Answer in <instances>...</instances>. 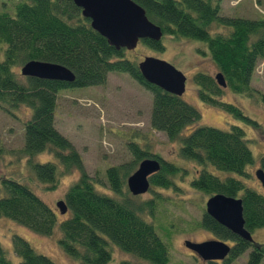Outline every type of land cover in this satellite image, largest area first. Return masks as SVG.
<instances>
[{"label":"trees","instance_id":"1","mask_svg":"<svg viewBox=\"0 0 264 264\" xmlns=\"http://www.w3.org/2000/svg\"><path fill=\"white\" fill-rule=\"evenodd\" d=\"M132 1L159 27L162 37L170 35L203 42L216 71L222 75L224 88L248 98L258 95L264 100V95L249 85L256 62L264 60V17L246 19L220 15L219 0ZM10 4L13 7L11 13L0 11V108L5 111L19 106L30 109V117L24 122L21 153L29 157L45 151L52 157L43 163L29 161V168L38 182L47 189L53 188L56 167L62 170L75 168L78 177L63 195L68 213L64 219H58L56 212L27 185L2 177L0 218L44 236L57 227L60 233L57 244L66 255L81 264H105L111 257L110 245L149 264L168 263L166 244L154 226L140 217L141 211L154 209L157 202L149 199L135 203L126 190L125 178L131 172L132 164L106 168L104 177L110 192L107 193L102 181L86 173L81 156L71 142L53 126L59 90L99 85L108 73L124 72L151 95V129L162 132L169 140H177L176 154L199 166L190 181L191 186L206 194L240 198L243 227L249 232L264 227V195L240 179L246 177V168L254 161L242 128L230 125L223 130L198 124L200 115L193 105L181 96L145 83L137 62L126 57V50L109 46L89 26L88 19L81 16L80 9L71 0H12ZM211 23L220 25L228 33H210L208 26ZM139 42L153 50L164 49L161 40ZM30 60L61 64L71 71L73 81L65 83L22 76L19 68ZM192 81L201 101L232 113L244 123H255L239 108L219 99L223 87L213 76L194 72ZM183 130L187 131L182 133ZM127 147L137 161L149 157L147 151H138L133 144L128 143ZM256 163L264 174V155ZM209 167L225 172L226 176H217ZM175 174L174 165H162L150 177L149 183L160 191L159 188L175 185L171 183V176ZM159 194L155 192L154 196L160 199ZM197 224L202 229H210L221 239L237 242L229 261L250 246L204 212ZM11 249L19 264H52L47 256L34 251L20 236H12ZM261 253L254 248L248 264H259ZM0 264H9L1 245Z\"/></svg>","mask_w":264,"mask_h":264},{"label":"rangeland","instance_id":"2","mask_svg":"<svg viewBox=\"0 0 264 264\" xmlns=\"http://www.w3.org/2000/svg\"><path fill=\"white\" fill-rule=\"evenodd\" d=\"M11 1L0 0V11L11 13ZM219 13L223 16L259 19L264 17V0H219ZM208 30L212 34L228 33L216 23L209 24ZM161 43L164 49L157 51L138 42L133 50H126V57L137 62L143 56H150L167 61L181 71L185 77L181 98L197 109L200 115L198 124L223 130H227L230 125L242 128L254 161L247 166L246 177L240 179L246 186L264 195V188L254 177V171L258 168L256 161L264 155V100L258 95L248 98L235 94L226 88H223L219 97L239 108L245 116L255 122L254 124L244 123L232 113L221 111L201 101L192 81L193 73L203 72L213 76L216 72L206 45L198 40L170 35L163 36ZM249 85L264 95V60L259 59L256 62ZM54 109L53 126L71 142L81 156L86 173L102 181L107 193L110 192L104 177L106 168L132 160H129L127 143H133L142 152L154 153L171 161L176 168V174L171 176V183L175 185L165 189L159 188L160 191L151 189L150 186L146 193L132 198L135 203L149 199L157 202L154 209L141 211L140 217L154 226L155 232L166 244L167 264H196L186 256L187 250L183 244L185 240L210 238L209 233L197 224L204 210L205 200L210 194L191 186L190 181L199 166L176 154L178 141L169 140L162 132L151 129L149 91L127 73L111 72L102 84L59 90ZM5 110L0 108V179L10 177L27 185L40 200L56 212L58 219L68 217V213L59 215L54 204L62 199L68 185L78 177V171L75 168L62 170L56 167V180L51 189L38 182L29 168V161L34 164L43 163L52 160V157L45 151L29 157L24 156L21 153L24 122L30 117V109L19 106ZM186 131L183 130L182 133ZM134 169L135 165H132L130 171ZM209 170L219 177L226 176L225 172H217L211 167ZM95 187L99 189L98 185ZM155 192L160 193V199L154 196ZM13 235L24 238L34 251L47 256L52 264H81L66 255L57 244L60 235L57 227L50 235L44 236L35 234L9 219L0 218V245L9 264H19L18 257L11 249ZM251 238L256 243L264 244V227L251 231ZM109 250L111 257L105 264H149L124 253L114 245H110ZM245 260L246 255L237 258L233 264H246ZM259 264H264V258Z\"/></svg>","mask_w":264,"mask_h":264},{"label":"water","instance_id":"3","mask_svg":"<svg viewBox=\"0 0 264 264\" xmlns=\"http://www.w3.org/2000/svg\"><path fill=\"white\" fill-rule=\"evenodd\" d=\"M71 2L80 9L81 16L88 19L89 26L115 50H133L139 40L160 41L162 37L159 27L150 22L144 10L132 0ZM137 69L145 83L177 96L182 95L185 77L169 62L144 56L137 62ZM19 72L22 76L65 83H71L74 78L71 71L63 65L46 61H27L19 68ZM214 79L218 85L225 87L221 73L217 72ZM158 170L159 164L156 160H141L126 178L127 191L133 196L144 193L148 188L147 178ZM254 176L264 188V174L261 169L257 168ZM55 207L60 215L65 214L66 207L62 200L57 201ZM204 212L238 238L253 242L250 232L243 227L240 198L214 194L205 201ZM184 246L198 253L204 260L223 259L229 251L226 243L212 239L201 243L185 240Z\"/></svg>","mask_w":264,"mask_h":264},{"label":"flooded vegetation","instance_id":"4","mask_svg":"<svg viewBox=\"0 0 264 264\" xmlns=\"http://www.w3.org/2000/svg\"><path fill=\"white\" fill-rule=\"evenodd\" d=\"M128 142V141H127ZM128 144V143H127ZM130 144H133V143H130ZM134 145V144H133ZM127 146V145H126ZM136 148H137V150L139 151V149H138V147L137 146H135ZM128 148V147H127ZM128 152H129V160L132 158V160L130 161V162H125V163H123L122 165H126V164H132V165H135V169L137 168V166H138V163L141 161V160H143V159H153V160H156L157 162H158V164H159V166L161 167L162 165L165 167V166H167V165H173L172 163H171V161H169V160H166V159H164V158H161V157H159V156H157V155H155L154 153H150V152H147L148 153V156L149 157H147V158H143V159H141V160H136L135 158H133V154L128 150ZM146 152V151H145ZM128 160V161H129ZM119 165H121V164H119ZM112 166H116V165H112ZM123 166V167H124ZM109 167H111V166H109ZM131 170H132V168H131ZM151 176V175H150ZM149 176V177H150ZM149 177H148V179H149ZM150 186H151V189H156V188H154L152 185H150L149 184V187H148V189H150ZM147 189V190H148ZM165 189V188H164ZM156 190H158V189H156ZM146 193V192H145ZM153 193V192H152ZM130 194V193H129ZM144 194V193H143ZM142 195V194H141ZM130 196L131 197H133V198H137V197H139L140 195H135V196H133V195H131L130 194ZM203 212H204V210H203ZM201 214H202V212H201ZM201 214H200V216H201ZM204 214H205V212H204ZM200 220V219H199ZM204 230H206V232H208L209 233V235H210V238H206V239H201V240H198V241H189V242H191V243H201V242H203V241H206V240H210V239H212V240H217V241H222L223 243H226L228 246H229V251H228V253H227V255L223 258V259H214V260H204V259H202L199 255H198V253H196V252H193L192 250H190V249H188V248H186V252H185V254H186V256H188V257H190L191 259H193L195 262H196V264H233L234 263V261L237 259V258H240V257H244L245 255H246V260H245V262H246V264H248V262H249V259H250V254H251V252L254 250V248H256L257 250H261L262 251V253H261V257L262 258H264V244H259V243H256V242H249V247L247 248V249H245L240 255H238V256H236V258H234L233 260H231V261H229V255H230V253L232 252V250L237 246V242L235 241V240H230V239H221L217 234H215L213 231H211L210 229H206V228H204ZM261 258V259H262Z\"/></svg>","mask_w":264,"mask_h":264}]
</instances>
